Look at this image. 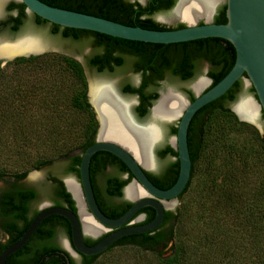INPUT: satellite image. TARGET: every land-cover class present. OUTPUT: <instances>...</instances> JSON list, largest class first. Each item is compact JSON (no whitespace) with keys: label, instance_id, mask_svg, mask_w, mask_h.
I'll use <instances>...</instances> for the list:
<instances>
[{"label":"trees","instance_id":"16d2710c","mask_svg":"<svg viewBox=\"0 0 264 264\" xmlns=\"http://www.w3.org/2000/svg\"><path fill=\"white\" fill-rule=\"evenodd\" d=\"M39 1L54 8L92 15L127 26L155 31L170 30L157 25L149 18L141 17L146 11L151 13L171 8L173 2L165 4L167 0H160L163 2L161 7H158L157 3L153 5L154 1H157L154 0L147 9L143 10L133 4H126L122 0ZM8 10L18 12L17 17L5 23L11 32H15L23 23L26 8L22 3H12L8 6ZM216 19L214 24L226 22V20H221L222 16ZM34 21L38 25L48 24L51 33L60 35L63 39L76 43L86 42L91 48V56L87 59V65L97 72H112L116 67H121L124 61L118 54H126L127 58H135L138 65L135 70L141 72L143 83L137 89L126 87V93L138 95L140 100L145 101L148 106L158 98L155 91L149 92L148 89L157 88L158 82L166 75L179 78L181 81L189 80L196 72L191 64L206 61L211 66L207 75L211 79V84L207 88L209 89L231 70L235 60L232 45L218 38L169 45L149 44L117 39L85 30L61 28L35 15ZM16 66H24L29 71L56 69L61 84L54 81L48 85L47 89L41 88L38 82L31 84L28 89L20 85V89L15 88L8 91V100L27 99L29 107L33 102L32 99L36 97L35 94L55 95L58 99L62 95V85H64L67 92L63 93L65 101L62 100V102L65 104L66 112L74 114L77 118L78 128L57 131L55 137L60 139V144L52 143V136L45 135L44 140L48 142L49 139L50 145L44 146L40 152L35 153L31 161L22 159L26 157V150L20 148L16 151V156L20 159L17 168L14 171L0 169V180L14 178L20 181L27 176L29 171H39L54 164L53 162L57 160L65 162L66 174L78 178L81 157L85 150L94 144L93 137L97 129L92 108L87 101V81L83 67L72 57L47 53L41 56L17 58L6 63L4 68L0 65V76L5 68ZM240 88L238 80L223 96L197 111L190 122L187 137L192 163L191 175L185 189L178 196V200L188 192L199 160H201L205 173V183L195 193L190 206L188 208L181 206L176 211H166L162 224L152 233L124 237L107 250L114 247H133L141 252H155L160 246H163L164 250L169 243H172L169 255L162 257V252L158 251V264H209L208 261L221 263L224 259L230 260V264H238V262L247 264V261H251L250 264H264V178L262 179L264 177V132L260 135L251 125L239 122L229 110L227 104L236 100ZM250 90L254 93L253 88ZM193 100L194 98L191 97L190 101ZM49 102L53 101L49 100ZM217 103L222 106H215ZM51 108L54 109V106L52 105ZM217 119L224 122L226 127L227 124H233L236 128L241 127L248 133L242 146L230 142L228 149H224L221 160L218 156L223 148L214 143L209 148L205 141L206 133ZM171 134H176V128H172ZM99 153L94 154L90 160V172L94 159ZM165 155L175 158V162L170 163L159 176L147 174L148 178L162 190L174 184L179 171L176 151L166 147L160 152L161 157ZM216 159H219V162H216ZM252 170L257 173H251ZM126 173L128 174L127 184L133 177L127 168ZM49 181L52 185L49 192L50 199L55 206L65 207L75 213L74 202L62 182L52 175ZM91 183L94 187L92 177ZM34 197L35 193L31 189L21 187L3 194L0 200V213L4 218V223L0 227V233L9 236V240L6 243L0 241V253L22 236L36 216V214L32 218L27 216L29 201ZM124 206L121 215L129 209L131 204L126 203ZM139 214L145 215L141 224L150 222L155 215L150 208L140 210ZM59 219L64 220L56 215L46 218L34 234H43L48 231V227L44 225L45 222ZM65 231L70 237V227L67 221ZM48 232L50 236L53 234L51 230ZM100 239L96 241L85 239V243L93 245ZM29 242L11 255L6 260V264H15L13 259L20 257L28 248H31ZM34 251L36 255L28 264H76L67 254H58L57 247L54 245H39ZM99 256H80V264H94Z\"/></svg>","mask_w":264,"mask_h":264},{"label":"water","instance_id":"95a60500","mask_svg":"<svg viewBox=\"0 0 264 264\" xmlns=\"http://www.w3.org/2000/svg\"><path fill=\"white\" fill-rule=\"evenodd\" d=\"M5 0H0V6L4 5ZM22 3L26 11L38 18L46 21L49 24L57 25L61 28L85 30L94 33L103 34L109 37L135 41L149 44H177L190 42L208 38L222 39L232 45L235 51V60L231 70L214 86L199 92H195V99L189 102L183 94L177 92L173 88H167L159 93L158 99L154 102L150 109V117L145 123L136 122L131 116L129 103V114L137 127L144 128L153 124L161 132L160 124L165 122L177 121V130L175 137L171 140L172 147L177 153L179 171L174 184L168 189L162 190L158 188L149 178L147 173L153 172L152 169L144 167L140 164L135 156L116 143L101 139L98 111L90 101V89L95 84L110 83L106 80L88 79L87 99L96 118L99 122V132L97 141L89 146L83 153L79 165L78 182L71 177L63 179L66 191L70 194L76 205V212L68 210L61 206H49L48 203H43L41 211L32 219L31 223L24 231L22 236L7 246L0 253V264H6V260L19 250H21L34 235L39 225L49 216L56 215L64 218L70 227V243L65 242L64 249L69 256L75 261H79V256H95L100 255L110 248L118 240L131 236L152 233L160 227L163 222L166 211H170L176 204L178 196L185 189L191 175V159L188 148V127L197 111L211 102L223 96L238 80L243 79L245 87L251 86L254 90L256 100L250 96H240L238 100L231 106L232 113L236 116L239 122L247 123L255 127L259 132H262V127L257 122L256 124L247 122L239 118L233 107L242 100L248 99L252 101L259 111H262L264 116V0H226L225 17L226 22L223 24L210 23L213 9L208 21H204L202 25H196V20L193 24H187L184 28L177 30L155 31L147 30L140 27L127 26L116 23L103 18L92 15L67 11L54 8L44 4L39 0H16ZM180 0L174 8H177ZM173 11V12H174ZM21 38H34L44 43V48L37 52H28L27 54L17 55L11 59H0V65L6 64L8 61L17 58H28L31 56H40L50 49L46 40L40 34L33 32H25L18 35L13 42ZM8 39H0L1 43H13ZM76 59V58H75ZM79 61L78 59H76ZM204 78L207 85L210 80ZM112 84V83H111ZM113 86V85H112ZM114 88V86H113ZM193 89V87H192ZM116 95L123 100V97L116 92ZM172 91L178 94L184 102V107L180 114L172 119H155L152 116V110L159 102L162 95ZM126 101L128 102L127 98ZM155 144L151 148V154L154 159ZM98 152H106L118 158L128 169L132 175V180L126 184V189L129 186H134L141 189L144 195L134 199L126 200L131 204L129 209L118 218H109L103 214L96 202L91 178H90V160L92 156ZM155 161V160H154ZM30 181L41 177L40 172L33 171L27 174ZM71 179L75 182L79 190V198L85 214L89 217L92 224L98 227L101 232L96 235L87 234L83 231L82 222L79 215L78 200L68 190L66 180ZM144 208H150L154 211V218L148 222L141 224L144 216L139 214V211ZM113 230L109 234L102 237L93 245H87L85 238L95 239L102 233ZM163 248L160 247L159 250Z\"/></svg>","mask_w":264,"mask_h":264},{"label":"rangeland","instance_id":"374dc122","mask_svg":"<svg viewBox=\"0 0 264 264\" xmlns=\"http://www.w3.org/2000/svg\"><path fill=\"white\" fill-rule=\"evenodd\" d=\"M140 1L144 3V0ZM160 17L163 19L158 20L160 24L174 25L175 23L170 21L165 15H160ZM197 22L198 21H196L195 24H197ZM29 31L40 34L43 39L47 41L50 49L55 50L46 52L45 54L58 53L74 57L78 59L84 67L87 80L98 78L97 76L99 74H96L93 69H90L87 66V59L90 55L91 48L86 42L80 41L76 43L63 39L60 35L52 34L48 24L36 25L31 14L27 15V18L24 20L22 28L19 32L25 33ZM16 37L11 36L7 30L0 29V39H8L12 41ZM0 45H2L1 42ZM12 61L13 60L8 62ZM1 67L4 68L5 64L1 65ZM202 71L203 70L195 75V77L190 81V84L196 81L197 78L203 76ZM117 74L118 72L112 75L103 73L102 76L108 77L112 80L116 78ZM57 75L58 70L56 69L44 71L32 69L29 71L24 66H16L14 68L7 67L4 69L2 75L0 76V169L14 171L17 168V164L20 163V159L16 156V151L20 148H25L26 150V157L22 159H26V161L29 159L31 161L35 157V153L40 152L44 146L50 145V143H48L50 141L49 139L48 142L44 140L45 135L52 136V143H59L60 139H56L55 137V133L57 131L67 130L68 128L73 130L78 128L77 118L74 116V114H68V112H66L65 104L62 102V100L65 101L63 93L65 94L67 92V89L64 85H62V95L59 96L58 99L55 97V95L48 96L49 94H47L46 96H43L41 94H35L36 97L32 99L33 102L29 107L27 106L29 103L26 102L28 101L27 99L22 101H19L18 99L15 101L8 100V91L15 88L20 89V85L24 89H28L31 87V84L38 82V85L41 88L47 89L48 85L52 84L54 81L60 83V78H58ZM162 84V91H165L167 88H173L182 94L184 93L182 89L183 86H187L189 82L182 83L175 78L166 76ZM249 87L250 86L245 87L243 84L242 90L239 93V97L246 95L256 100L254 94L249 90ZM239 97H237V100ZM49 100H52L53 102L51 103ZM52 105L54 106V109L51 108ZM258 116V123L262 127V132H259L255 127L254 128L260 135H262L264 132V118L261 116V111L258 112ZM215 121L216 122L211 125V129H209V131L206 133L207 135L205 136V141L209 148L210 145H213V143L217 144L218 147L223 148V151L219 153L218 156L221 160L224 155L223 152L228 149L230 142H233L238 146H242L243 141L245 142V139L248 136V133L241 127L236 128L233 124H227L226 127V124L221 120L217 119ZM174 124L175 123H172L171 125ZM170 143L172 144V141ZM169 161L170 160H167V163ZM200 161L201 160L197 162L195 167V173L191 179L188 192L183 195L180 200L177 199L176 204L172 209H170V211H176V209L180 208L181 206L188 208V206H190L194 200L195 193L200 189L203 183H205V173ZM216 162H219V159H216ZM53 163L54 164L44 167L38 171L40 172L41 177L34 179L35 181L32 182L33 186L38 187L40 184L47 185V177H49V175H55L62 180L71 177L78 182L77 177L65 173V162L63 160H57ZM163 164H165V162H159L158 165L156 163L155 170L153 172L151 171L150 173L158 176L162 168L165 166ZM33 171L35 170H31L29 173ZM251 173L256 174L257 172L252 170ZM263 178L264 177H262V179ZM47 190L48 188H45V192L40 194L39 197L41 200L49 201L50 193ZM2 240L3 236L0 233V241ZM171 247L172 243H169L166 249L163 250V248H161V250L158 251H161L163 255L162 257H165L169 255ZM158 251L141 252L133 247H114L101 253L94 264H158ZM207 263L230 264V260L224 259L221 263H218V261H208ZM246 263L250 264L251 261H247ZM238 264H241V262H238Z\"/></svg>","mask_w":264,"mask_h":264},{"label":"flooded vegetation","instance_id":"af4514ba","mask_svg":"<svg viewBox=\"0 0 264 264\" xmlns=\"http://www.w3.org/2000/svg\"><path fill=\"white\" fill-rule=\"evenodd\" d=\"M122 1L126 2V4H133L135 7H139L138 9L143 10V9H147V7L151 5L150 3H152L154 0H144V3H142L140 0H122ZM178 1L179 0H167V3H165V4H168V2H173L171 8H169V9L164 8V9L159 10L157 12L155 11V12H151V13H148L146 11L144 14H142L141 17L142 18H149L154 23H156L157 25L164 27L166 29L177 30V29L184 28L185 26H187L186 22L178 19L173 12ZM12 3L18 4L20 2H18L16 0H5L4 5L1 7V10H0V29H5L9 32V34H11V36L16 37V36L22 34L19 31L22 28V25L24 23V20L27 18V15L31 14V13H28L25 10V17H24L22 25H20V27L18 28L17 31L11 32L8 29V26L6 24L10 19L17 17V14H18V12L16 10H8V6ZM156 3L158 5V7L163 6V2H160V0H157L156 2L154 1L153 5H156ZM225 9H226V0H218L213 7V13H212L210 23L214 24L215 19L220 17V16H222L221 20H226ZM31 15L34 19V15L33 14H31ZM160 15L167 16L170 21L175 22L174 25L160 24L158 22V20H163L160 17ZM197 21L198 22L196 25L204 24V20L202 18H199ZM36 25H38V24H36ZM180 25H182V26H180ZM118 55L122 56L121 58L123 59L124 64L121 67H116L115 70L112 72H108V71L97 72L95 69L89 67L88 65L87 66L90 69H93L96 72V74H99L97 76L98 78L95 80H106L107 82L112 83L111 86L112 85L114 86V89H116V92L123 97V100L120 97H118V96L117 97L121 101H123L125 104L127 103L128 108H129V103H130L131 116L136 122L145 123L147 120H149L150 109H151L152 105L154 104V102L158 98L152 103V105L148 106L145 101L142 102V100H140L138 95H131L129 93H126V87H130L133 89H137V88L141 87V85L143 83L142 74L140 71L135 70V68L138 66L136 64L135 58H130V57L127 58L126 54H122V55L118 54ZM90 56H91V51H90V55L88 56V59ZM69 57H71V56H69ZM72 58H74V57H72ZM77 62H79V61H77ZM191 65H192V68L194 67V69H196L195 75L198 72H200L201 70H203L202 71L203 76L197 78L196 81H194L193 83L190 84V81L195 77V75L193 76V78L186 80V81H181L179 78L172 77V78L179 80L182 83H188L189 82V84L187 86L185 85L182 88L184 91V93H182V94L185 97V99L189 102H192V101H190L191 97L195 99V96H196L195 92L192 89L193 85L199 79H202V77L206 76V78H208L207 77L208 71L211 68L210 64L206 61L195 62V63H192ZM81 66H82V64H81ZM83 69H84V67H83ZM116 72H118V74L116 75V78L112 79V80L109 79L108 77L102 76L103 73H107L109 75H112ZM84 74L86 77V81H88L85 69H84ZM166 76L168 77V75H166ZM92 79H94V78H92ZM164 79L158 82L159 85L157 86V88H155V89L149 88L148 89L149 92L155 91L159 97V93L163 92L161 90V88L163 87L162 83H163ZM208 79L210 80V83L208 85H206L202 91L207 90V88L210 86L211 79L210 78H208ZM239 82H240L241 88H240V91L236 95V100H237V97H239V93L241 92L242 86L244 84L243 79H240ZM87 85H88V82H87ZM250 88H252V87L250 86L249 90H250ZM253 94L255 96V93H253ZM126 98H127L128 102L126 101ZM255 98H256V96H255ZM236 100L227 104L230 111H231V106L236 102ZM87 101H88V99H87ZM215 106L221 107L222 105H220V103H217V104H215ZM92 111H93V109H92ZM125 111H126V109H125ZM93 114H94V119H95L96 124H97L96 133L93 137V141L95 143L97 141V138H98V132H99L100 126H99V122L96 118V114L94 113V111H93ZM131 116L129 114L130 118H131ZM261 116L264 118L262 111H261ZM125 118H126V116H125ZM132 118H131V120H132ZM172 123H175V124L171 125ZM160 128H161V132H160L161 135H160L159 140L155 143V149H154V155H155L154 160L155 161L153 162V163H155V164H153L154 167H155L156 163L158 165L159 162H162V163L165 162V164H163L165 166L162 168L159 175H161V173L163 171H165V169L168 167V165L170 163L175 162V160H176L175 158H172L168 155L161 157L160 152L164 151L166 147H170V148L174 149L170 142L175 137L176 134L172 135L171 130H172V128H176V130H177V121L161 123ZM187 136H188V134H187ZM112 142H114V141H112ZM114 143H116V142H114ZM116 144L118 146L124 148L120 144H118V143H116ZM124 149L126 150V148H124ZM167 160H170V161L167 163ZM90 174H91L90 178L92 177V180L94 182V187L92 186L94 196H95L96 202H97L101 212L109 218L120 217L121 212H123L124 208H125L124 204L129 203L125 197V195H126V179L128 178V174L126 173V166L118 158H116L112 154H109L106 152H100L96 156V158L94 159V163L92 164ZM147 174H152V173L149 172ZM50 176L51 175H49V177ZM52 176L59 179L62 182L63 187L65 188V185H64V182L62 179H60L59 177H57L55 175H52ZM49 177H47V185L40 184L38 187L32 185L33 180L30 181L28 179V176H26L24 179H22L20 181H16L14 178L3 179L0 181L1 182L0 200L3 196V194H5L7 192L8 193L12 192L15 188L21 187L24 189H31L35 193V197L29 201L27 216H28V218H32L34 216V214L37 215L41 211L40 206L43 203L46 202L49 204V206H55V203L51 199H49V201H47V200H41V198L39 197L40 194L45 192L44 191L45 188H48L47 191L50 192L52 185H51V182L49 181ZM65 190H66V188H65ZM110 193H112V194H110ZM74 207H75V212H76L75 202H74ZM142 215L144 216V218L142 220V222H143L145 219V215L144 214H142ZM49 217H51V216H49ZM3 223H4V218L1 216V213H0V227H2ZM65 223H66L65 219L63 221L59 219V220H55V221L51 220V221L45 222L44 225L48 227V231H50V230L53 231V234L50 236L49 235L50 233L48 231L44 232L43 234H34L29 240L31 248H28V250H26V252L23 255H21L20 257H18V258L15 257L13 259V262L15 264H28L29 262H31L33 256L36 255L34 253L35 252L34 250L39 245H49V244L54 245L55 247H57V253L58 254H67L69 256V254L64 249L65 242L70 243V241H71L70 237L67 235V233L65 231ZM112 231L113 230H108V231L102 233L99 237H97L95 239H92V238H85V239H90V240L96 241V240L104 237L105 235L109 234ZM2 236H3V240L1 242L6 243L9 240V236L4 235L3 233H2ZM160 247L158 248V250L160 249ZM33 248H34V250H33ZM56 256H60V255H56ZM80 256H79V261L75 262L76 264L81 263V257ZM47 261H48V259H47Z\"/></svg>","mask_w":264,"mask_h":264},{"label":"bare ground","instance_id":"6f19581e","mask_svg":"<svg viewBox=\"0 0 264 264\" xmlns=\"http://www.w3.org/2000/svg\"><path fill=\"white\" fill-rule=\"evenodd\" d=\"M217 1L180 0L174 14L178 19L188 24H193L199 18L208 21ZM44 47V43L34 38H21L13 43H2L0 45V59H11L17 55L27 54L28 52L41 51ZM206 82L203 78L199 79L193 85V90L199 92L207 85ZM90 101L98 111L101 123V139L120 144L130 151L144 167L149 169L154 168L151 148L160 138L161 133L159 129L153 124L144 128L136 127L133 120L129 117L127 103L125 104L117 97L110 83L95 84L90 89ZM183 107L184 102L181 97L169 91L162 95L157 105L153 108L152 116L155 119H172L180 114ZM233 110L240 119L256 124L258 109L252 101L248 99L242 100L233 107ZM66 186L79 202V215L83 231L92 235L101 232L85 214L80 202L79 190L75 182L67 179ZM143 195L144 192L134 186H129L126 189V197L129 199Z\"/></svg>","mask_w":264,"mask_h":264}]
</instances>
